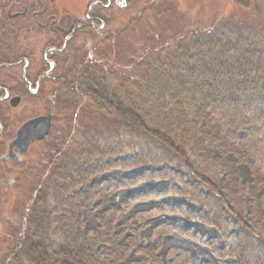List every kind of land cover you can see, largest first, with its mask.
<instances>
[{
  "label": "rangeland",
  "instance_id": "rangeland-1",
  "mask_svg": "<svg viewBox=\"0 0 264 264\" xmlns=\"http://www.w3.org/2000/svg\"><path fill=\"white\" fill-rule=\"evenodd\" d=\"M92 2L0 0V63L18 60L31 45L36 59L43 58L50 33L39 29L34 13L43 21L57 10L64 24L68 17L78 24L87 21ZM26 7V16H11ZM100 12L94 9L93 15ZM108 14L111 35L94 42V47L102 43L95 59L105 62L107 82L121 88L126 100L137 65L128 59L149 63L161 44L172 43L175 36L179 41L186 32L211 29L218 37L228 32L233 40L256 31L259 40L252 38L264 51V0H132ZM86 37V31L80 32L71 40L70 54L59 60L50 135L18 165L3 163L6 145L0 151V264L9 263L14 246L37 231L35 208L45 225L48 221L36 232L45 245L52 250L64 246L72 223L73 232L83 234L104 264H264V96L248 114L219 112L220 128L213 135L183 138L187 165L153 136L140 134L67 87L79 64L89 59ZM9 72L3 70L1 80ZM47 106L41 97L29 96L19 108L7 104L2 110L15 132L24 120L46 114ZM244 233L254 253L247 260L235 254ZM22 259L21 264H33Z\"/></svg>",
  "mask_w": 264,
  "mask_h": 264
},
{
  "label": "trees",
  "instance_id": "trees-1",
  "mask_svg": "<svg viewBox=\"0 0 264 264\" xmlns=\"http://www.w3.org/2000/svg\"><path fill=\"white\" fill-rule=\"evenodd\" d=\"M128 3L130 6L132 0ZM205 30L186 32L179 41L175 36L172 43L161 44L148 57L149 63L147 58L138 62L136 58L128 59L137 64L127 86L131 88L125 95L128 100L122 96L121 88L107 82L105 62L95 56H88L87 63L79 64L78 75L67 87L75 95L100 103L140 134L153 136L190 165L183 138L213 135L220 128L215 118L219 112L237 117L248 114L256 99L264 96V51L252 38L258 39L256 31L249 33L252 36L240 34L232 40L227 37L228 32L218 37L211 29ZM166 57L169 60H164ZM39 212L38 208L32 212L38 232L48 227V221L45 225L46 219L41 220ZM68 227L71 231L64 228L69 230L67 242L57 250L45 245L37 231L31 230L32 236L11 250L7 264H21L22 258L33 264H104L83 234L73 232L72 223ZM244 234L235 254L247 260L254 253Z\"/></svg>",
  "mask_w": 264,
  "mask_h": 264
},
{
  "label": "flooded vegetation",
  "instance_id": "flooded-vegetation-1",
  "mask_svg": "<svg viewBox=\"0 0 264 264\" xmlns=\"http://www.w3.org/2000/svg\"><path fill=\"white\" fill-rule=\"evenodd\" d=\"M20 4L22 5L24 3L21 2ZM117 6H129L128 0H93L89 8V14L86 17L87 21L78 24H75L71 17H68L67 24H64V18H61L58 15L59 13H56L57 10L48 12L47 16L42 19L43 21L37 20L36 18L40 13H34V21L37 22L39 29L45 33H50L49 35L46 34L47 42L43 45L45 47L43 58L38 55V58L40 57L41 59H36L34 47L31 45L32 47L30 46L28 48V52H22L18 60L0 63V151L6 145V151L2 155L3 163H10V166H12L13 164L18 165L23 161L24 156L28 154V152L24 154L18 147L14 146L12 149L14 155L12 156L10 146L13 141H15L19 130L26 122L42 116L38 115L24 120L16 127V131L13 132L15 124L13 125L11 121L7 119L5 111L2 110L3 106L8 104L12 109H17L23 105L25 97L29 98V96H31L34 100H36L37 97H41L44 103L46 101L49 102L47 113L43 115L51 113L54 125L55 107L52 103L54 102V96H56L60 88V78L57 74L60 69L59 60L62 56L70 54L68 51L70 49L69 47H71V40L77 37L82 31H86L87 36V42L84 44L85 52L88 56H95L96 51L99 50L102 43L94 47V42L98 40L104 42L109 39L111 31L109 22L110 15L108 12ZM94 9L101 10L100 15H93ZM28 10L29 9L26 7L25 11L17 12L14 15L10 13V15L14 18L26 16L29 13ZM43 39L45 40V38H41L40 41L43 42ZM56 41L59 43L57 44ZM61 42H63V44H61ZM10 69L11 72L8 74L11 75L9 76L6 74L5 78L2 75L1 80V73H3V70ZM20 69L21 72H19ZM46 87L48 88L46 89ZM48 90L49 94L44 95ZM15 97L20 98V102L17 106H14L12 103ZM15 154H21V159L19 160L16 158ZM7 156L9 158H7ZM10 172L9 170L6 176H9L8 185L12 186L15 183V179L13 173ZM3 180L5 179L1 181ZM3 218L4 215L0 212V225L2 224Z\"/></svg>",
  "mask_w": 264,
  "mask_h": 264
},
{
  "label": "water",
  "instance_id": "water-1",
  "mask_svg": "<svg viewBox=\"0 0 264 264\" xmlns=\"http://www.w3.org/2000/svg\"><path fill=\"white\" fill-rule=\"evenodd\" d=\"M20 102L19 97H15L12 100V103L14 106H17ZM52 114L49 113L47 115H42L36 118H33L26 122L22 128L18 132V136L13 141V143L10 146V149L12 150L14 146L18 147L22 153H27L31 147V145L37 141H42L47 138V136L50 134L52 130ZM12 156L13 150H12ZM10 153V154H11ZM10 156V155H8ZM7 156V158H9ZM15 157L19 160L21 159V154L17 155L15 154Z\"/></svg>",
  "mask_w": 264,
  "mask_h": 264
}]
</instances>
